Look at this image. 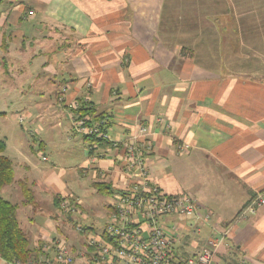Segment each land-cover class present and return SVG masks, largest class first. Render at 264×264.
Segmentation results:
<instances>
[{
	"label": "crops",
	"instance_id": "1",
	"mask_svg": "<svg viewBox=\"0 0 264 264\" xmlns=\"http://www.w3.org/2000/svg\"><path fill=\"white\" fill-rule=\"evenodd\" d=\"M75 99L94 118L109 117L112 139L147 127L152 180L213 212L202 233L184 232L179 254L229 228L213 264H264V204L242 215L264 191V0H0V101L52 114L58 104L69 128L65 145L44 136L20 145L15 184L30 182L35 203L23 199L31 209L18 218L34 257L0 256V264H41L54 238L82 248L84 237L57 203L77 176L106 182L112 195L138 178L126 172L122 146L74 132ZM183 143L189 148L179 152ZM58 146L71 156L78 149V164L57 166ZM12 185L1 190L10 201L19 187Z\"/></svg>",
	"mask_w": 264,
	"mask_h": 264
},
{
	"label": "built area",
	"instance_id": "2",
	"mask_svg": "<svg viewBox=\"0 0 264 264\" xmlns=\"http://www.w3.org/2000/svg\"><path fill=\"white\" fill-rule=\"evenodd\" d=\"M66 92L65 87L59 98L63 102L66 101ZM82 107L83 101L79 99L69 103L74 132L110 141L114 147L122 146L125 170L138 178L133 185L117 194L102 233H94L90 227L75 222L73 217L82 209L79 200L73 196L62 197L58 205L59 214L72 218L75 231L84 237V245L81 249H73L64 238H54L50 245H44V249H52L53 254L41 264H213L230 230L227 228L216 236L210 234L208 244L192 255L179 254L177 248L184 232L194 236L202 233L212 224L214 214L189 194H168L152 180L146 162L147 155L153 150L148 128L139 126L126 140L112 139L109 117L94 118L82 112ZM188 148L189 145L183 143L179 152ZM262 204L264 191L252 200L242 215L254 212Z\"/></svg>",
	"mask_w": 264,
	"mask_h": 264
},
{
	"label": "rangeland",
	"instance_id": "3",
	"mask_svg": "<svg viewBox=\"0 0 264 264\" xmlns=\"http://www.w3.org/2000/svg\"><path fill=\"white\" fill-rule=\"evenodd\" d=\"M31 91L38 92L36 89ZM43 91L47 93V90ZM55 107L59 110L58 114H52L46 111V107L21 105L8 100L0 101V131L2 137L7 140V149L4 154L15 162L17 177L20 175V168L17 165L21 157L19 152L24 149L23 146L20 147V145L24 144V147L28 149L29 142H35L41 136H44L45 139L52 140L56 145L60 143L65 145L66 133L69 132L67 118L58 104H56ZM63 147L64 146H62V148L58 146L54 151L57 166L69 167L78 164V159H80L81 155L79 150L77 149V152L74 153L75 155L71 156L66 153V149L64 150ZM28 184L32 188L31 183L28 182ZM10 187H13L14 190L18 187V192H16L18 194L14 192V197L11 201L19 206L18 210L22 217L23 214L28 213L31 206H26L24 204L25 196L24 198L22 197L21 186L19 184L14 183ZM63 194L64 196L78 195L82 199L83 208L81 207L82 209L79 215L84 224L91 226L96 233L100 231V233H102L105 230L109 219L106 203L107 201L116 199L117 194L112 195L99 191L91 178L80 176H77L75 180L64 188ZM23 210L25 212H23Z\"/></svg>",
	"mask_w": 264,
	"mask_h": 264
},
{
	"label": "trees",
	"instance_id": "4",
	"mask_svg": "<svg viewBox=\"0 0 264 264\" xmlns=\"http://www.w3.org/2000/svg\"><path fill=\"white\" fill-rule=\"evenodd\" d=\"M81 111L86 113L88 109L83 108ZM6 149V139L0 136V256L10 262L27 263L33 259L34 252L30 246V238L19 221L18 205L1 195V190L5 186L12 185L16 181L14 161L4 154ZM18 182L25 196V203H35L34 190L28 182L24 179ZM94 184L99 191L112 193L111 187L106 182L98 181ZM60 200L61 198L57 199L58 205ZM67 219L72 220V218Z\"/></svg>",
	"mask_w": 264,
	"mask_h": 264
}]
</instances>
